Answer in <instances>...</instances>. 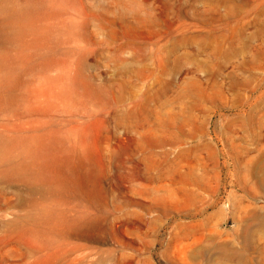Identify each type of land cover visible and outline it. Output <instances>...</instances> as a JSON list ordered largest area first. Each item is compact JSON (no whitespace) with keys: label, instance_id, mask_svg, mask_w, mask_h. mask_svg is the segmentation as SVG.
<instances>
[{"label":"rangeland","instance_id":"rangeland-1","mask_svg":"<svg viewBox=\"0 0 264 264\" xmlns=\"http://www.w3.org/2000/svg\"><path fill=\"white\" fill-rule=\"evenodd\" d=\"M261 172L264 0H0V264H264Z\"/></svg>","mask_w":264,"mask_h":264},{"label":"bare ground","instance_id":"bare-ground-1","mask_svg":"<svg viewBox=\"0 0 264 264\" xmlns=\"http://www.w3.org/2000/svg\"><path fill=\"white\" fill-rule=\"evenodd\" d=\"M24 139L22 140V151L20 152L21 154V159L17 160L14 158V155H12V159H11V164L9 165V172L11 174H16V175H24L29 171H31L32 169H34V167H36V163L38 162L37 159V154L38 151L37 149L39 148V145H35L34 143V138L33 137H23ZM41 143V142H40ZM38 147V148H37ZM37 148V149H36ZM20 149V150H21ZM43 154V153H42ZM40 159V158H39ZM253 166V165H252ZM261 168V167H260ZM262 169V168H261ZM250 171V170H249ZM255 169L253 168L254 172ZM250 172V173H252ZM262 173V172H261ZM264 175V172L262 173ZM26 176V175H25ZM24 176V177H25ZM262 180H264V176L261 177ZM263 183V182H262ZM258 215V214H257ZM253 216V215H252ZM262 216V215H261ZM254 218H257L259 220V217L257 216H253ZM263 221V220H262ZM261 222V221H260ZM264 222V221H263ZM261 222V223H263ZM260 224V223H259ZM264 224V223H263ZM260 224L261 228H264V225ZM258 226V225H257ZM259 227V226H258ZM259 229V228H258ZM250 233V232H249ZM241 258V257H240ZM239 258V259H240ZM243 259V258H242ZM245 264V262H243Z\"/></svg>","mask_w":264,"mask_h":264}]
</instances>
